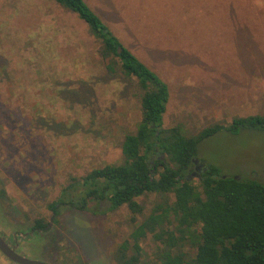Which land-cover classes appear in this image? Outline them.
<instances>
[{"label": "rangeland", "instance_id": "obj_1", "mask_svg": "<svg viewBox=\"0 0 264 264\" xmlns=\"http://www.w3.org/2000/svg\"><path fill=\"white\" fill-rule=\"evenodd\" d=\"M84 2L167 86L163 128L193 136L264 117V0ZM98 47L52 0H0V234L30 260L114 264L131 229L125 205L61 207L56 217L47 209L71 180L121 164L122 139L140 120L142 91L117 70L107 74ZM194 159L264 185V132L222 130L197 144ZM160 200L135 202L147 214ZM35 221L46 228L31 233ZM140 245L142 261L151 260L150 238ZM0 264L12 263L0 256Z\"/></svg>", "mask_w": 264, "mask_h": 264}, {"label": "trees", "instance_id": "obj_2", "mask_svg": "<svg viewBox=\"0 0 264 264\" xmlns=\"http://www.w3.org/2000/svg\"><path fill=\"white\" fill-rule=\"evenodd\" d=\"M52 3L82 22L99 42L97 53L107 74L117 70L142 91L140 120L120 144L121 164L71 180L47 205L52 216L61 207L94 212L90 204L97 209L99 201L107 203L108 211L125 205L132 225L111 253L114 264H264V185L225 176L212 166L194 182L186 180L199 142L222 130L264 132V117L234 118L225 129L214 124L193 136L183 135L179 126L163 128L168 90L160 78L121 45L84 0ZM147 194L161 200L143 214L135 199ZM45 227L33 223V228ZM147 237L154 252L151 260L142 261L140 244Z\"/></svg>", "mask_w": 264, "mask_h": 264}, {"label": "flooded vegetation", "instance_id": "obj_3", "mask_svg": "<svg viewBox=\"0 0 264 264\" xmlns=\"http://www.w3.org/2000/svg\"><path fill=\"white\" fill-rule=\"evenodd\" d=\"M192 160H194V159H192ZM191 160V169L190 170H188V173H187V176H186V179H188V181L192 178V177H196L197 179L199 178V176L202 174V173H204V171H205V169H204V167L203 166H200V164H199V161L198 160H194V161H192ZM103 202L104 201H99V207H100V205H102L103 204ZM47 226V225H46ZM46 228V227H45ZM45 228H43V229H45ZM37 232V231H41L40 229H37V228H31L30 229V232L31 233H33V232ZM0 237H1V239L4 241V243L7 245V247L9 248V249H11V250H13V252H15L17 255H20V256H22L23 257V255H22V253H20V252H18L17 251V243H15V241H14V238L12 239V241H9L7 238H5V236L4 235H1L0 234ZM23 254H25V253H23ZM0 256L1 257H3L1 254H0ZM4 258V257H3ZM25 258V257H24ZM5 260H7L6 258H5ZM8 261V260H7ZM37 261H40V262H43V261H41V260H37ZM10 262V261H9ZM10 263H12V262H10ZM43 263H45V262H43ZM12 264H14V263H12ZM45 264H47V263H45Z\"/></svg>", "mask_w": 264, "mask_h": 264}, {"label": "water", "instance_id": "obj_4", "mask_svg": "<svg viewBox=\"0 0 264 264\" xmlns=\"http://www.w3.org/2000/svg\"><path fill=\"white\" fill-rule=\"evenodd\" d=\"M117 52H119V50ZM194 160H192V161H194ZM186 180H188V179H186ZM0 254L4 258H6L8 261H10L14 264H45V263L37 261V260H30V259L24 258L20 255H17L15 252H13V250H11L7 247V245L4 243V241L1 239V237H0Z\"/></svg>", "mask_w": 264, "mask_h": 264}]
</instances>
